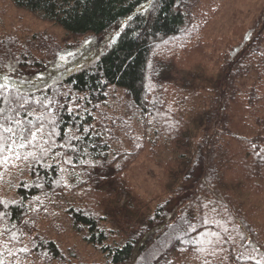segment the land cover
Instances as JSON below:
<instances>
[{"label": "trees", "instance_id": "obj_1", "mask_svg": "<svg viewBox=\"0 0 264 264\" xmlns=\"http://www.w3.org/2000/svg\"><path fill=\"white\" fill-rule=\"evenodd\" d=\"M10 1L75 40L90 39V44L63 63L67 45L76 53L75 43L63 47L45 34L25 40L0 35V84L7 85L0 88V122L7 123L6 117L21 120L24 126L42 121L45 129L35 147L20 149L21 158L3 166L24 177L14 189L15 199H0V216L30 238L37 232L35 224L48 218L43 216H48L47 205L66 191L71 195L81 189L125 191L123 174L130 155L108 149L105 124L114 118L104 112L111 92L120 90L127 97V114H134L131 119L138 118L155 138L178 141L174 161L183 167V186L147 215L134 217L135 205L127 204L124 230L115 222L107 227L106 217L82 206L68 205L66 213L76 233L104 254L106 264H255L256 260L264 264V223L229 193L225 181L231 141L245 148V179L258 191L264 181V23L253 28L231 58L225 56L212 105L197 118L203 126L202 139L195 143V137L188 136L179 142V134L166 135L163 118L167 108L162 87L171 81L174 67L151 62L168 39L183 33L186 0ZM246 80L252 82L249 87ZM239 101L249 132L232 121V105ZM26 155L28 159H23ZM215 206L233 218L239 242L222 240V260L209 263L200 256L205 244L201 237L214 228L209 209ZM33 250L62 258L59 246L39 232Z\"/></svg>", "mask_w": 264, "mask_h": 264}, {"label": "rangeland", "instance_id": "obj_2", "mask_svg": "<svg viewBox=\"0 0 264 264\" xmlns=\"http://www.w3.org/2000/svg\"><path fill=\"white\" fill-rule=\"evenodd\" d=\"M185 6L188 19L183 33L177 38L168 39L154 53L151 64L155 66L158 62H166L174 67L171 81L162 87L167 108V115L163 116L168 129L166 135L171 138L179 134V142L193 136L196 143L203 137V126L197 122V118L212 105L210 98L220 82L223 60L226 55L231 58L234 51L245 44L257 24L264 23V0H186ZM41 34L53 37L63 47L75 43L76 53L69 51L67 45L63 63L82 51L81 47L90 44V39L75 40L56 25L16 8L10 0H0L1 36L15 35L25 40ZM246 83L245 87H249L252 82L246 80ZM110 96L104 112L114 120L105 124L109 129L107 147L112 154L125 151L130 155L125 161L126 165L123 164L126 168L124 181L128 187L124 188L125 191L120 189L116 192L81 189L76 195L66 191L53 204L47 205L48 216H43L48 218L40 219V223L35 224L37 232L33 231L30 238L14 230L0 216V260L4 264H106L104 254L87 244L82 234L76 233L66 213V206H82L99 217H106L107 227L115 222L124 230V220L128 218L124 214L127 204L135 205L131 211L134 217L144 213L147 215L170 199L173 190L183 186V167L174 161L179 150L175 148L178 141L168 143L165 139L155 138L152 131L146 132L138 118L131 119L133 113L127 114V97L122 91H113ZM242 104L239 101L232 105V121L240 130L248 131L244 125L247 120ZM122 121L126 125H120ZM184 148L187 149V146ZM244 149L231 141V164L226 186L229 193L245 203L254 219L264 223V181L260 182L258 191L251 180L245 179ZM22 177L17 169L6 171L5 167H0V199H15L14 189ZM67 180L70 181L69 177ZM67 184L70 186V182ZM209 211L214 228L203 233L201 238L205 244L200 256L209 259V263H219L223 258L222 240L239 242V230L223 207L215 206ZM38 232L41 237L59 246L61 259H52L46 252L32 251Z\"/></svg>", "mask_w": 264, "mask_h": 264}, {"label": "snow or ice", "instance_id": "obj_3", "mask_svg": "<svg viewBox=\"0 0 264 264\" xmlns=\"http://www.w3.org/2000/svg\"><path fill=\"white\" fill-rule=\"evenodd\" d=\"M6 86V84H0V88H5ZM21 106L23 107V105ZM2 111L3 110L0 109V113H2ZM5 120L7 123L0 122V167L9 165V161L12 159H20L21 156L19 150L25 149L29 145L35 147L36 142L45 134L42 121L36 124L29 121L28 126H24L21 120L14 117H6ZM37 120L39 121V118H37ZM255 147L256 145H253V149H255ZM31 155L35 157V153H31ZM257 155L259 156V153H257ZM22 158L28 159V156L26 155ZM205 223H207V221H205ZM13 239H15V237H13ZM217 239L220 238L217 237ZM21 251L26 250L21 249ZM235 259L238 262L241 261L240 256H236ZM0 264H4V261L0 260ZM255 264H262V262L256 260Z\"/></svg>", "mask_w": 264, "mask_h": 264}]
</instances>
